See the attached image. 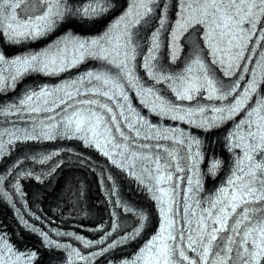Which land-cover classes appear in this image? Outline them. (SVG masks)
<instances>
[{
  "label": "snow or ice",
  "instance_id": "6c2138e0",
  "mask_svg": "<svg viewBox=\"0 0 264 264\" xmlns=\"http://www.w3.org/2000/svg\"><path fill=\"white\" fill-rule=\"evenodd\" d=\"M167 8V0H123V3L122 0H0V88L5 81L2 74L5 67L10 69L6 79L11 88L29 72L55 74L76 66L85 58L101 62L79 80L56 90L63 95L56 96L47 88L28 90L18 102L2 106L6 114L13 113L17 118L25 114L55 113L57 108L60 111L31 121V128L0 133V153L17 142L62 135L81 141L82 148L99 150L111 164L131 175L160 205L164 227L140 249L135 259L122 264H264V101L248 108L225 135V146L232 152L240 151L236 153L237 159L226 185L209 198L204 207L196 200L201 186L198 166L203 155L199 134L157 129L145 117H134L128 103L129 92L139 88L137 95L141 98L155 97V102L149 101L148 106L160 116L186 121L204 132L219 129L256 91L257 79L255 72L247 68H241V75L230 83H225L223 77L218 78L215 72L231 76L242 60L245 65L251 62L243 58L246 51L249 57L253 55L247 47L249 43L255 48L256 42L264 39V0H173L172 26L168 29V64L158 67L153 61L159 52ZM156 9L159 10L156 27L148 37V47L140 63V68L146 70L145 79L152 82L144 87L133 71L138 44L134 43L132 29L145 17L150 18ZM113 13L116 15L91 39L76 31L79 27H96ZM195 25L201 26L195 31L200 35L207 63L216 68L209 71L196 58L182 69H172L170 66L177 59L176 41ZM59 28H64V32L43 50L8 56L7 48L22 41H37ZM260 60L264 57H258ZM257 66L259 62L253 65ZM245 74L249 79L240 89L238 81ZM156 84L165 85L180 101H192L198 94L202 95L195 105H177L157 96ZM238 90L239 95L228 104L200 103L213 99L224 101ZM206 111L210 114L204 115ZM161 140H170L172 145L160 143ZM52 155L31 159L44 164ZM21 163L18 159L12 161L11 169H0V184L7 182L9 187V192H0V200L17 194L27 196L21 179L44 183L34 172L19 168ZM220 163L212 159L207 171L214 174ZM61 166L62 161L56 160L47 170L49 176L54 177ZM185 170L190 175L187 178L176 176L173 184V174ZM182 179L185 183L183 212L179 217L169 216ZM72 195L69 189L68 196ZM75 195L77 198L82 195L79 185ZM123 211L138 216L141 222L119 239L106 243L115 228H110L96 241L75 236L85 248L103 245L94 253L84 254L62 244L46 230L39 231L41 243L53 251L63 248L70 257L92 264L93 256L139 235L145 217L128 206H124ZM180 219L184 221L183 226L179 225ZM25 223L30 230L36 231L27 221ZM56 235L71 237L74 233L57 231ZM7 251L12 250L8 248ZM35 256L36 253L31 252L27 260L31 262ZM0 264L5 261L0 259Z\"/></svg>",
  "mask_w": 264,
  "mask_h": 264
}]
</instances>
